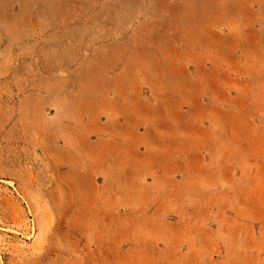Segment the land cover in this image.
Wrapping results in <instances>:
<instances>
[{
	"label": "rangeland",
	"instance_id": "1",
	"mask_svg": "<svg viewBox=\"0 0 264 264\" xmlns=\"http://www.w3.org/2000/svg\"><path fill=\"white\" fill-rule=\"evenodd\" d=\"M0 264H264V0H0Z\"/></svg>",
	"mask_w": 264,
	"mask_h": 264
}]
</instances>
